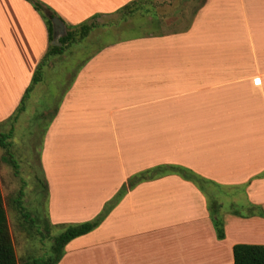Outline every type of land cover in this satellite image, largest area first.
<instances>
[{
    "label": "crops",
    "instance_id": "0c3cea01",
    "mask_svg": "<svg viewBox=\"0 0 264 264\" xmlns=\"http://www.w3.org/2000/svg\"><path fill=\"white\" fill-rule=\"evenodd\" d=\"M41 1L64 24L53 40L29 0H0V122L17 120L45 85L44 70L55 71L41 153L49 226L94 219L131 176L158 165L209 181L204 190L177 173L139 182L97 228L68 242L58 264H234L235 244H264V0H201L187 26L164 31L154 30L151 0L142 22L139 10L122 19L134 0ZM117 14L129 34L89 43L93 19ZM88 21V36L48 56L66 25ZM84 44L94 49L65 65Z\"/></svg>",
    "mask_w": 264,
    "mask_h": 264
},
{
    "label": "rangeland",
    "instance_id": "374dc122",
    "mask_svg": "<svg viewBox=\"0 0 264 264\" xmlns=\"http://www.w3.org/2000/svg\"><path fill=\"white\" fill-rule=\"evenodd\" d=\"M163 1L151 0L149 4L159 14L154 18L158 21V26L154 30L184 28L192 19L201 2V0H181L180 2L177 0L176 3L179 2L180 7L176 8L178 6L165 5ZM149 5L145 2L141 6L136 21H144L140 18V14L143 12L142 7L146 9ZM119 16L117 14L93 19L98 28L89 36L88 42L100 43L102 39L109 42L129 34L125 31L130 29L128 28L130 26L118 27L115 25ZM159 21L162 24H159ZM145 25L147 24L145 23ZM142 32L150 33L152 31L145 28ZM87 49L93 50L94 47L87 46V44L78 47L72 46L68 50V54H65L67 57L64 60L65 65L73 68L79 55H82L77 51L84 52ZM61 67L62 64H57L54 68L59 73ZM51 71L52 68L44 70L45 85L35 89L31 98L27 99L26 109L20 113L17 120L14 115L12 118L0 122V135L12 132V136L6 139V142L10 144L9 147H2L0 142V184L19 264L25 263L31 257L47 258L50 256L54 238L63 230L58 226L50 227L47 221L48 191L45 186V173L41 161L46 128L54 114L52 111L54 102L51 94L55 75L52 77L51 74L53 75L55 71ZM10 154L18 163V172L10 162ZM206 190L210 197H215L217 194V189L211 185H207ZM21 191L23 192L22 206L19 204Z\"/></svg>",
    "mask_w": 264,
    "mask_h": 264
},
{
    "label": "trees",
    "instance_id": "16d2710c",
    "mask_svg": "<svg viewBox=\"0 0 264 264\" xmlns=\"http://www.w3.org/2000/svg\"><path fill=\"white\" fill-rule=\"evenodd\" d=\"M29 1L32 3L34 8L38 10L45 18L46 23L48 25L50 40H53L55 37L53 18L58 17L60 20H62L61 17H59L50 7L46 6L41 0H29ZM145 2H147V0H134L126 4L124 7L120 9V13L122 14V19H125L128 16L133 15L141 8V6L144 5ZM142 8L145 9L144 7ZM94 27L95 24L89 21L82 23L77 27L66 25V30L64 34L59 38L61 45L60 46L54 45L53 47H51L50 50L48 51V56L52 54L62 53L63 50L66 48V44L68 45L69 43L75 42L79 39H84L86 36L89 35V33ZM40 67H38V69L36 70L32 85L28 88L25 96H27V94L31 90L33 84L39 81ZM21 108L22 107H20V109ZM11 136H12V132L1 133L0 142L2 147L7 148L10 146V144L6 142V139L10 138ZM10 162L12 163L13 167L16 169V172H18V163L12 157V155L10 158ZM167 173L180 174L184 178L193 181L202 190H204L205 184L209 182L204 177L194 173L190 169L172 164L158 165L156 167H152L140 171L128 179V181L120 188V190L116 193V195L105 204L102 211L94 219L81 223L63 225V230L61 231V233L54 238V244L52 246V254L50 256H48L47 258L31 257L23 264H58L65 254V247L68 244V242H70L72 239L80 235L86 234L97 228L102 223V221L107 217V215L111 212L114 206L117 203H119L120 200L125 196V194L128 192L129 189L133 188L139 182L154 179L156 177H159ZM45 186L48 191L47 180H45ZM22 194L23 192L21 191L20 199H19L20 206H22L21 205ZM215 205H216L215 202L210 203V208L212 211V219L216 229L217 237L219 239H223L225 238L224 220L218 215L217 210L214 209ZM0 264H19L15 251V246L11 236V231L9 228L1 184H0ZM234 264H264V244H250V243L235 244Z\"/></svg>",
    "mask_w": 264,
    "mask_h": 264
},
{
    "label": "water",
    "instance_id": "95a60500",
    "mask_svg": "<svg viewBox=\"0 0 264 264\" xmlns=\"http://www.w3.org/2000/svg\"><path fill=\"white\" fill-rule=\"evenodd\" d=\"M53 23H54V27L56 29H59L61 31L63 30L64 24H63V22L58 17H54L53 18Z\"/></svg>",
    "mask_w": 264,
    "mask_h": 264
}]
</instances>
